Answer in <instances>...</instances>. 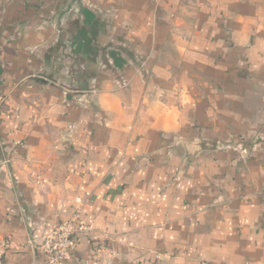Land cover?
<instances>
[{"label": "crops", "instance_id": "obj_1", "mask_svg": "<svg viewBox=\"0 0 264 264\" xmlns=\"http://www.w3.org/2000/svg\"><path fill=\"white\" fill-rule=\"evenodd\" d=\"M77 212L73 264H264V0H0L3 264Z\"/></svg>", "mask_w": 264, "mask_h": 264}, {"label": "built area", "instance_id": "obj_2", "mask_svg": "<svg viewBox=\"0 0 264 264\" xmlns=\"http://www.w3.org/2000/svg\"><path fill=\"white\" fill-rule=\"evenodd\" d=\"M78 217V212L75 214ZM74 225L71 222L63 221L61 225L45 235L36 248L41 253L43 260L47 264H60L70 258L76 243L71 237ZM11 246L9 239L0 240V264H3L5 251Z\"/></svg>", "mask_w": 264, "mask_h": 264}, {"label": "rangeland", "instance_id": "obj_3", "mask_svg": "<svg viewBox=\"0 0 264 264\" xmlns=\"http://www.w3.org/2000/svg\"><path fill=\"white\" fill-rule=\"evenodd\" d=\"M63 221H68V222L73 223V225H74V231L72 232L71 237L74 239V241H75V243H76V245H77V243H78V242L84 237V235L86 234L85 227H84L83 223L81 222V221H82V219H81V214L78 212V217H76V216L74 215V216L69 217V219H67V220H63ZM63 221H59L56 225H54V226L52 227V230H54L56 227H58L59 225H61V223H62ZM79 222H80V223H79ZM52 230H51V231H52ZM51 231H50V232H51ZM50 232H49V233H50ZM49 233H47L46 235H48ZM73 252H74V250H73ZM73 252L71 253L70 258L66 261V263L63 261V262H61L60 264H73V262L70 261V259L73 257ZM43 262H44V264H47V263H45L44 260H43Z\"/></svg>", "mask_w": 264, "mask_h": 264}]
</instances>
